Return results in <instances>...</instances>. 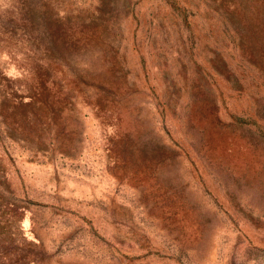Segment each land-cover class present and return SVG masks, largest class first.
<instances>
[{
    "label": "rangeland",
    "instance_id": "1",
    "mask_svg": "<svg viewBox=\"0 0 264 264\" xmlns=\"http://www.w3.org/2000/svg\"><path fill=\"white\" fill-rule=\"evenodd\" d=\"M0 264H264V0H0Z\"/></svg>",
    "mask_w": 264,
    "mask_h": 264
}]
</instances>
